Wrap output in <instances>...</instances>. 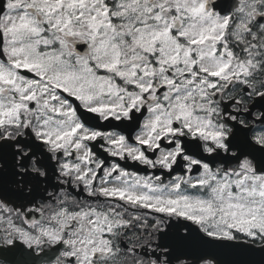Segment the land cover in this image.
Listing matches in <instances>:
<instances>
[{
    "label": "snow or ice",
    "instance_id": "1",
    "mask_svg": "<svg viewBox=\"0 0 264 264\" xmlns=\"http://www.w3.org/2000/svg\"><path fill=\"white\" fill-rule=\"evenodd\" d=\"M0 264H264V0H0Z\"/></svg>",
    "mask_w": 264,
    "mask_h": 264
}]
</instances>
